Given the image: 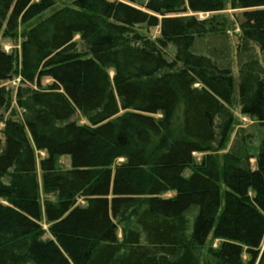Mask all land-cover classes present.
<instances>
[{"label":"trees","instance_id":"1","mask_svg":"<svg viewBox=\"0 0 264 264\" xmlns=\"http://www.w3.org/2000/svg\"><path fill=\"white\" fill-rule=\"evenodd\" d=\"M62 1L0 0V38L20 39L0 49V264H264V0H229L238 105L261 137L223 153L232 71L192 49L225 33V0H71L42 18Z\"/></svg>","mask_w":264,"mask_h":264},{"label":"rangeland","instance_id":"2","mask_svg":"<svg viewBox=\"0 0 264 264\" xmlns=\"http://www.w3.org/2000/svg\"><path fill=\"white\" fill-rule=\"evenodd\" d=\"M140 2V0H138ZM142 1V0H141ZM71 3V0H65L62 2H57L54 6V8L48 10L45 12L42 16V18L49 16L53 11L69 6ZM241 10H231L229 7V0H225V6L223 11L213 15L221 18L225 23V33L223 35L214 36V37H205L203 39H196V43L193 46L192 51L195 54H210L214 53L218 57V62L221 64L228 65L229 68L232 71V75L235 82V91H234V97L232 101V106L229 109V112L233 118V126L229 135V140L225 145V148L220 153H223L224 151H227L230 147L235 135L240 131L243 130L244 132L251 135L253 139V144L256 146L258 144L259 138L261 137L260 129L257 126V124H254L251 119H249L246 116H243L240 113V108L238 105V95H237V84H238V44H239V37H240V25L242 23V17H241ZM190 15V14H188ZM194 16L198 20H206L211 17L209 14H194ZM37 21V20H36ZM35 21V22H36ZM34 23V22H33ZM32 25L30 23L26 27L20 26L17 34L19 35L23 30H27V28ZM138 31L146 35L151 40H155L159 36V30L158 28L155 29H146L144 27H139ZM77 39V38H76ZM19 45H20V39L19 36H16L15 39L13 38H0V49L4 50L7 53L10 52H18L19 51ZM253 49V53L258 57L259 59V51L255 46H251ZM173 48H168V55L169 57L173 54ZM245 59V58H244ZM21 79L19 77L15 78L11 82H8L4 84V87L8 90H10L13 93L16 91L19 82ZM42 86H48L51 84V80L48 78H45L42 80ZM14 111L18 114V111L15 109L14 100L11 102V105L8 110L3 112V117L7 118L10 113ZM79 122L83 123V119L79 118ZM2 125L0 124V128ZM37 154V162L40 160V158L45 157L44 153H36ZM196 162H199L201 157L199 155H195ZM57 166L61 169H68L70 167V160L68 157L63 156L58 158L57 160ZM189 172H185V175L188 176ZM39 175V173H38ZM172 193L165 194V197L171 196ZM45 195L42 197L44 198ZM48 200H53L54 196H45ZM80 205H83L82 201H78ZM219 245V241L217 239L209 238L206 245L203 247L202 250V260L205 258V256L208 254V251L210 249H216ZM245 259V258H243Z\"/></svg>","mask_w":264,"mask_h":264}]
</instances>
